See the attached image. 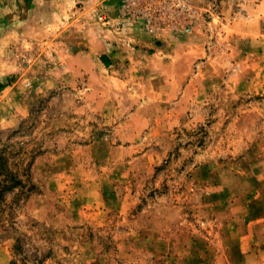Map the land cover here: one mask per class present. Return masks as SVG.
Returning <instances> with one entry per match:
<instances>
[{"label":"rangeland","instance_id":"obj_1","mask_svg":"<svg viewBox=\"0 0 264 264\" xmlns=\"http://www.w3.org/2000/svg\"><path fill=\"white\" fill-rule=\"evenodd\" d=\"M7 11L0 264H264V0Z\"/></svg>","mask_w":264,"mask_h":264},{"label":"crops","instance_id":"obj_2","mask_svg":"<svg viewBox=\"0 0 264 264\" xmlns=\"http://www.w3.org/2000/svg\"><path fill=\"white\" fill-rule=\"evenodd\" d=\"M107 1L110 0H0V4L7 2L8 11L5 16L7 22L11 25L10 28L20 29L22 24L27 25L28 21L31 20L30 24L39 23L40 27L45 26L46 30L44 28V31L48 33V24L52 22L58 28L60 27L59 29L64 28L63 31L68 27V24L77 23L78 29L82 30L81 34H83L82 36L86 41L84 44L88 45L87 47L93 51L97 41L96 6ZM69 9L74 11L72 13L74 17L72 20L65 21V17L69 15L67 14ZM68 17H72V15ZM103 51L102 53L109 55L107 46ZM114 54L119 57L123 53L119 50ZM77 55L81 56L83 53ZM101 64L99 66L103 68V64Z\"/></svg>","mask_w":264,"mask_h":264}]
</instances>
